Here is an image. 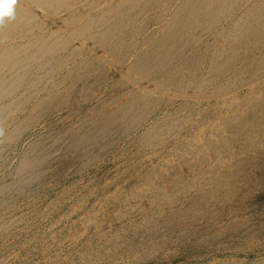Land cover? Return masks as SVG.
Here are the masks:
<instances>
[{"label":"bare ground","instance_id":"6f19581e","mask_svg":"<svg viewBox=\"0 0 264 264\" xmlns=\"http://www.w3.org/2000/svg\"><path fill=\"white\" fill-rule=\"evenodd\" d=\"M0 23V264H264V0Z\"/></svg>","mask_w":264,"mask_h":264},{"label":"rangeland","instance_id":"374dc122","mask_svg":"<svg viewBox=\"0 0 264 264\" xmlns=\"http://www.w3.org/2000/svg\"><path fill=\"white\" fill-rule=\"evenodd\" d=\"M227 244V248L225 252H211L207 257H205L204 259H200L199 261L202 263H206L207 261H211L212 259H222L223 257L226 256H234L237 257L238 259L240 258H248L247 256V249L243 246L241 247L239 245L238 242L235 241H226L225 245ZM35 254V253H34ZM34 254L31 256V260L32 262L30 264H35L37 257L34 256ZM179 260V258L175 259V261L172 262H165L164 260L159 261L157 264H176L177 261ZM199 261H197L196 258H183V260L181 262L185 263V264H201L199 263Z\"/></svg>","mask_w":264,"mask_h":264},{"label":"clouds","instance_id":"9594fccd","mask_svg":"<svg viewBox=\"0 0 264 264\" xmlns=\"http://www.w3.org/2000/svg\"><path fill=\"white\" fill-rule=\"evenodd\" d=\"M16 2L17 0H15L14 3L13 0H6V2L0 5V15H2L4 19L14 17V7L16 5Z\"/></svg>","mask_w":264,"mask_h":264}]
</instances>
